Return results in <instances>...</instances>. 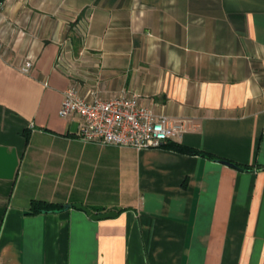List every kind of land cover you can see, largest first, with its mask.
I'll use <instances>...</instances> for the list:
<instances>
[{"label": "crops", "instance_id": "1", "mask_svg": "<svg viewBox=\"0 0 264 264\" xmlns=\"http://www.w3.org/2000/svg\"><path fill=\"white\" fill-rule=\"evenodd\" d=\"M69 87L139 93L185 131L84 142ZM263 131L264 0H2L0 145L20 166L0 179V264H264Z\"/></svg>", "mask_w": 264, "mask_h": 264}, {"label": "built area", "instance_id": "2", "mask_svg": "<svg viewBox=\"0 0 264 264\" xmlns=\"http://www.w3.org/2000/svg\"><path fill=\"white\" fill-rule=\"evenodd\" d=\"M31 67L28 61L23 70L27 72ZM141 99L139 93L105 99L95 91L83 94L69 87L63 92L59 114L66 119L79 118L77 135L87 143L142 150L161 147L182 136L185 126L181 120L156 112Z\"/></svg>", "mask_w": 264, "mask_h": 264}, {"label": "water", "instance_id": "3", "mask_svg": "<svg viewBox=\"0 0 264 264\" xmlns=\"http://www.w3.org/2000/svg\"><path fill=\"white\" fill-rule=\"evenodd\" d=\"M223 162L230 166L241 169V167H238L234 163L228 161ZM19 166L20 157L17 149H10L8 146L0 145V179L14 180L19 171ZM72 205L78 209L84 210L93 219L112 218L118 215L117 211H108L105 213L97 214L82 203H74ZM69 207H71V204H66L63 208L67 209Z\"/></svg>", "mask_w": 264, "mask_h": 264}, {"label": "trees", "instance_id": "4", "mask_svg": "<svg viewBox=\"0 0 264 264\" xmlns=\"http://www.w3.org/2000/svg\"><path fill=\"white\" fill-rule=\"evenodd\" d=\"M169 147L174 149V150H177V151H180V152H184V153L202 154L201 151H198V150H196L194 148L188 147V146L183 145V144L175 143V142L174 143H170ZM55 207H56V205L54 203H51V202H48V201H45V200H33L32 204H31V209L34 212H39V211H42V210H49V209H52V208H55Z\"/></svg>", "mask_w": 264, "mask_h": 264}]
</instances>
